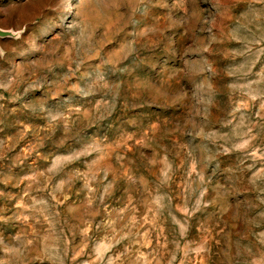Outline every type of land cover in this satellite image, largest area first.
<instances>
[{
    "label": "rangeland",
    "instance_id": "1",
    "mask_svg": "<svg viewBox=\"0 0 264 264\" xmlns=\"http://www.w3.org/2000/svg\"><path fill=\"white\" fill-rule=\"evenodd\" d=\"M0 264H264V0H2Z\"/></svg>",
    "mask_w": 264,
    "mask_h": 264
},
{
    "label": "water",
    "instance_id": "2",
    "mask_svg": "<svg viewBox=\"0 0 264 264\" xmlns=\"http://www.w3.org/2000/svg\"><path fill=\"white\" fill-rule=\"evenodd\" d=\"M0 1H2V0H0ZM14 36H15V34L12 31L0 29V41L2 39L14 37Z\"/></svg>",
    "mask_w": 264,
    "mask_h": 264
}]
</instances>
